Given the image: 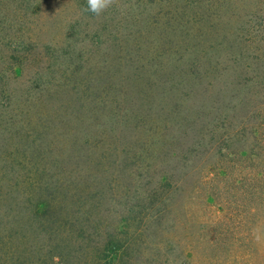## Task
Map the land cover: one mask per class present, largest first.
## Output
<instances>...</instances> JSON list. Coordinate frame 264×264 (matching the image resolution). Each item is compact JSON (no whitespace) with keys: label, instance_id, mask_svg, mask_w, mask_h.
<instances>
[{"label":"rangeland","instance_id":"obj_1","mask_svg":"<svg viewBox=\"0 0 264 264\" xmlns=\"http://www.w3.org/2000/svg\"><path fill=\"white\" fill-rule=\"evenodd\" d=\"M36 3H22L21 14L0 0L8 36L23 35L32 45L11 55L0 34V83L13 91L11 99L32 83H106L100 118L118 111V119L134 121L135 113L150 125L167 115L171 135L179 133L174 123L189 120L192 128L176 144L177 151L193 147L175 174L180 249L188 264H264V0H117L99 16L85 11L86 0ZM66 37L82 39L79 62L71 65L61 54ZM126 83L141 101L129 112L128 97L111 89ZM122 124L132 138H148L143 128ZM160 146L148 152L156 156ZM147 162L162 164L156 157Z\"/></svg>","mask_w":264,"mask_h":264},{"label":"trees","instance_id":"obj_2","mask_svg":"<svg viewBox=\"0 0 264 264\" xmlns=\"http://www.w3.org/2000/svg\"><path fill=\"white\" fill-rule=\"evenodd\" d=\"M9 1L23 14L22 3L30 0ZM6 19L0 18L2 45L11 55L26 52L29 38L8 36ZM78 40L66 37L61 48L70 65L79 62ZM5 84L0 83V264H188L174 209L176 170L193 149L177 151L176 144L192 128L189 120L174 123L179 133L171 135L167 115L150 125L139 124L135 113L134 121L127 115L118 119V111L100 118L106 83H32L17 101ZM111 89L128 97L125 112L141 106L131 93L133 83ZM11 100L25 109L11 108ZM115 100L109 98L117 109ZM130 122L133 132L143 128L148 138L123 131L122 123ZM156 145L161 146L155 156L148 148ZM155 157L161 165L147 162Z\"/></svg>","mask_w":264,"mask_h":264},{"label":"clouds","instance_id":"obj_3","mask_svg":"<svg viewBox=\"0 0 264 264\" xmlns=\"http://www.w3.org/2000/svg\"><path fill=\"white\" fill-rule=\"evenodd\" d=\"M116 2L117 0H86L87 7L85 11L90 12L95 16H99L116 4ZM257 239H259V237H257Z\"/></svg>","mask_w":264,"mask_h":264}]
</instances>
